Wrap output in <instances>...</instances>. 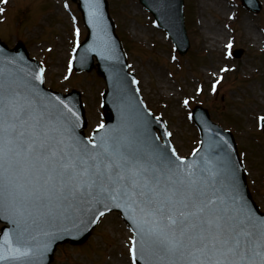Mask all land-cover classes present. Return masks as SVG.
<instances>
[{
  "label": "snow or ice",
  "instance_id": "snow-or-ice-1",
  "mask_svg": "<svg viewBox=\"0 0 264 264\" xmlns=\"http://www.w3.org/2000/svg\"><path fill=\"white\" fill-rule=\"evenodd\" d=\"M87 2L95 17L97 0ZM44 74L41 67L35 76L41 84ZM57 101L27 82L23 90L0 83V218L16 225L0 240V264H41L67 219L64 208L92 202L126 213L131 264L138 257L143 264H264V218L244 202L230 158L201 166L111 135L91 137L89 146L75 135L80 117ZM37 223L49 225L44 240L31 233Z\"/></svg>",
  "mask_w": 264,
  "mask_h": 264
},
{
  "label": "rangeland",
  "instance_id": "rangeland-1",
  "mask_svg": "<svg viewBox=\"0 0 264 264\" xmlns=\"http://www.w3.org/2000/svg\"><path fill=\"white\" fill-rule=\"evenodd\" d=\"M107 1L143 100L166 122L178 155H190L198 146L188 111L201 105L213 121L234 132L244 154L250 196L264 211V151L254 139L255 116L264 114V0L256 15L243 10L238 0H186L190 48L181 59L136 0ZM0 8L4 9L0 37L12 45L17 35L31 38L32 55L37 59L47 55L45 84L62 92L79 91L88 134L102 120L99 102L104 84L94 71L68 74L71 24L61 0H7L0 2ZM71 8L79 18L75 5ZM229 42L233 58L225 55L224 45ZM223 67L227 69L224 80L212 94L209 82L215 81ZM199 85L201 93L196 92ZM129 237L119 216L109 214L100 219L83 245L59 246L50 264H129Z\"/></svg>",
  "mask_w": 264,
  "mask_h": 264
},
{
  "label": "water",
  "instance_id": "water-1",
  "mask_svg": "<svg viewBox=\"0 0 264 264\" xmlns=\"http://www.w3.org/2000/svg\"><path fill=\"white\" fill-rule=\"evenodd\" d=\"M80 8L85 15L86 25L90 30L89 39L85 44L84 49H81V54L87 57V62L83 66L84 69L89 70L91 65V56L96 55L98 58L99 73L102 74L108 82V91L105 93L104 102L105 110L110 111L106 114V126L99 132H96L93 137L102 138L105 136H115L123 140L124 142H131L135 147H138L144 152H153L147 146V138H150V129L156 126V121L150 118V115L144 110L142 104L139 102L136 96L134 88L130 85V82L126 78L124 71L123 60L120 57L118 48L116 50V43L111 34L110 25L106 20L104 9L100 0H97L96 15L93 17L90 14V9L87 0H79ZM142 4L149 9L157 18L159 24L169 30L171 27L169 21L178 16L181 25V0H141ZM182 29V27H181ZM173 30V29H172ZM175 31V29H174ZM174 31L170 32L173 41L177 45L179 51L183 52L177 42V36ZM182 32V31H181ZM183 33V32H182ZM9 55L13 56L15 53L22 52V50L16 49L13 51L6 50ZM6 52L0 47V58L4 56ZM121 59V61L119 60ZM76 68L82 69L76 62ZM33 86V85H31ZM39 87V82L34 88ZM58 104V103H55ZM67 104V103H66ZM79 116L81 114V108L75 103L68 104ZM73 120L75 118L73 117ZM198 124L202 128V124L197 120ZM83 126V124H82ZM81 121L76 123L75 135L78 139L83 140L81 136ZM77 128H79L77 132ZM203 133V147L200 152L188 162H195L201 166H204L205 160L219 161L225 158H230L231 165L236 168V178L239 185L240 193L242 194L244 202L247 207L254 214L255 210L248 201L246 195L243 171L237 160L233 143L228 136H224L220 133H214L209 136L208 132L202 128ZM90 146V144H89ZM155 152L166 153L171 159L175 160L172 156V151L169 146H164L159 149H155ZM109 212L102 203L92 202L90 204H83L77 206H66L64 212L67 215V219L62 218L61 227L58 230V238L51 240L50 250L44 255L41 264H48L51 260L52 252L57 244H61L67 241L72 243L81 242L86 237L89 229L94 223L89 221L98 215L99 211ZM112 210L119 211L126 219V213L121 209L113 208ZM3 222L8 224L6 233L12 234L16 229V225L9 219L0 218ZM83 221V223L81 222ZM131 226L129 219H126ZM71 229V231H64V227ZM49 225L37 223L32 226L31 233L40 240H44L42 231L48 229ZM132 228V227H131ZM5 235V234H4ZM3 237L1 240H3ZM138 264H143V261L138 257Z\"/></svg>",
  "mask_w": 264,
  "mask_h": 264
},
{
  "label": "bare ground",
  "instance_id": "bare-ground-1",
  "mask_svg": "<svg viewBox=\"0 0 264 264\" xmlns=\"http://www.w3.org/2000/svg\"><path fill=\"white\" fill-rule=\"evenodd\" d=\"M11 59H12V61H13V63H14L15 65H17V66L19 65L21 68H24V67H23L24 64H20V63H21V60H20V58H19L18 55H16L15 57H13V58H11ZM12 61H10V62L4 61V62L7 63L8 66L15 67V65L12 63ZM2 68H4V66L0 63V70H1Z\"/></svg>",
  "mask_w": 264,
  "mask_h": 264
}]
</instances>
